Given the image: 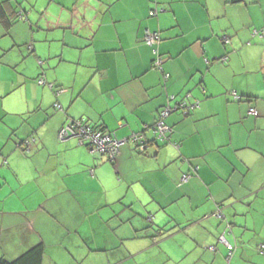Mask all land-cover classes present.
<instances>
[{"label":"crops","instance_id":"obj_1","mask_svg":"<svg viewBox=\"0 0 264 264\" xmlns=\"http://www.w3.org/2000/svg\"><path fill=\"white\" fill-rule=\"evenodd\" d=\"M53 1L27 37L25 20L0 24V257L42 243V264H264V0ZM145 30L160 33L162 70ZM37 58L63 92L36 83ZM178 100L199 106L172 110L169 141L155 140ZM68 118L144 131L147 149L125 143L108 162L57 137ZM46 218L64 232L53 244Z\"/></svg>","mask_w":264,"mask_h":264},{"label":"trees","instance_id":"obj_2","mask_svg":"<svg viewBox=\"0 0 264 264\" xmlns=\"http://www.w3.org/2000/svg\"><path fill=\"white\" fill-rule=\"evenodd\" d=\"M242 1L243 0H231L230 3L237 4V3H240ZM17 5L16 4H13V2L12 3L3 2V1L0 2V24L4 28V30L7 31V33L9 32V30L11 29V27L16 22L19 21V19L20 20H24V16H25V13L26 12L23 9H21V8L20 9H17ZM156 11H157L156 9L150 10L149 15L150 16L156 15ZM152 32H156L157 35H158L157 43L154 46L147 44L146 41H145V38H144L145 31L143 33V42L146 45H149L152 48V53L154 55V57L152 59V62H153V60L155 58V55H156V56H159V57L162 58V64H163L164 59L161 56V54L159 53V51H158V45H159V43L161 41L160 33L158 31H152ZM252 35L253 36H259V37H261L262 36V32L260 30H258V29H253ZM219 39H220V41H221L222 44H226V43L229 42V36L226 35V34H221V36L219 37ZM42 59L43 58H37L36 59L39 72H38V74L36 76V80L35 81L39 85H44V86L50 87V90L54 91V93L56 95H58L59 93L63 92L64 88L60 87V85H57L54 82H50V81H48V80L45 79V75H44L45 65H43V63L45 62V60L43 59L44 60L43 61ZM220 60L221 61H225L226 60V57H223ZM162 64H161V70H162ZM152 67H153V64H152ZM153 68H155V67H153ZM156 69H158V68H156ZM165 74H167V73H165ZM163 78H164V74H163ZM168 78H169V75H168L167 78H164V80H167ZM230 95H231V97L233 98L234 101L242 100L241 96L238 95V94H236L235 91H231L230 92ZM53 105H54V107H55L56 110H60L61 109V106H60V104L58 102H55ZM198 106L199 105H198L197 102L196 103H193V104H187L183 100H178V101H176L173 104V106L166 105L165 107L161 108L159 110L158 115H157V117H156V119H155V121L153 123V126H152V131H153L154 139L155 140H159V141H163V142L169 141V136H170V133L172 131V128L165 123V118L170 114V112L172 110H180L184 115H187L192 109H194L195 107H198ZM165 108H170L171 109L170 112L163 118V123L170 128V131L168 132L169 133L168 134V137L165 138V139H163V138H160L159 135H158V130H157V124L156 123H157V121L159 119L160 113ZM250 108H254V107L250 106L248 108V110H247V114L256 115V114L249 113V109ZM70 120L72 121V119H69L67 122L65 121L64 124H62L58 128L57 135L59 134L60 130L63 127L68 126L71 123ZM78 120H80L82 123H85L86 125H88L92 130L98 131V132H100L103 135H109L111 137L117 138L119 141H121V144L122 145L125 144V143H129L130 142L131 144L134 145V147L136 148L137 152H139V153H143L147 149V146H148V142L149 141L147 140L144 131L132 133L130 136H127V138H122V140H120L118 138V136L115 134V131H106V130H104L101 127H96L94 125L89 124L85 120L84 121L81 120V119H78ZM68 138H77L78 139L77 136H74L73 137V135H70ZM68 138H66V139H68ZM60 140H65V139H60ZM80 144L87 146V148L90 149L92 152H94L99 158H103L104 160H106L108 162H111V163L114 162L117 154L119 153L120 147H121V144H120L119 147H118V151H116L114 157L112 159H110V157L108 156V152L92 149L90 147L91 144H90L89 140H85L84 142H82ZM21 146H22V144H21ZM197 168H198V166H195V169H197ZM183 175H187V176H189V178L186 181H183V180H181V177ZM189 179H190V174L187 173V172H185V173H183L180 176L179 181L182 184V183H186ZM221 206L222 205L217 206L216 210H214V212H213V216H215L220 221H222V220L225 221L228 224L229 222L223 216L222 212H220L221 211L220 210L221 209ZM147 220L149 222L153 223V215L152 214H149L147 216ZM223 232H220L219 235H218V237H217V241H219V243L221 242L220 237L221 236L224 237V235H223L224 233ZM152 237H155V236L153 235ZM221 243H223V242H221ZM226 247L228 248L227 249L228 250V253L231 254L232 247L231 246L229 247L228 245ZM260 248H261L260 249L261 252H263L264 251L262 249L263 248V244H261ZM209 249H211L212 251H214L215 250V247L212 245V246H209ZM43 256H44V247H43V244L42 243H37V244L29 247L28 249H26L25 251H23L21 254H19L17 257H15L13 259H7V258H4V257H0V264H42Z\"/></svg>","mask_w":264,"mask_h":264},{"label":"built area","instance_id":"obj_3","mask_svg":"<svg viewBox=\"0 0 264 264\" xmlns=\"http://www.w3.org/2000/svg\"><path fill=\"white\" fill-rule=\"evenodd\" d=\"M144 38L147 44L154 46L157 43L158 35L156 32H152L150 30H145ZM153 67L161 69L162 58L155 55V58L152 62ZM168 75L164 74V78H167ZM170 108H165L159 115V119L157 121V130L160 138H167L168 132L170 128L163 123V118L170 112ZM249 113L256 114V110L254 108L249 109ZM70 135H75L78 137L79 143L84 142L85 140H89L90 147L94 150L106 151L108 152V156L112 159L115 155V152L118 151V147L121 144L115 137H111L109 135H103L98 131L92 130L88 125L82 123L80 120H72L68 126L63 127L58 137L60 139H66ZM189 178L187 175H183L181 180L186 181ZM221 242L227 244L225 238L223 236L220 237Z\"/></svg>","mask_w":264,"mask_h":264},{"label":"rangeland","instance_id":"obj_4","mask_svg":"<svg viewBox=\"0 0 264 264\" xmlns=\"http://www.w3.org/2000/svg\"><path fill=\"white\" fill-rule=\"evenodd\" d=\"M11 1L13 2V4L16 5L18 4L17 9L21 8L26 12L24 16V20L27 23V30H24L23 27H19V28L16 27L17 29H19L18 30L19 37H27L32 32V27H29L30 25L27 22L30 19L33 22L35 21L44 22V20L49 16V13L45 11V7L51 8L55 3V1H53L51 2V4H49L50 3L49 0H11ZM25 21L23 22L25 23ZM36 30L37 29H34V32H39ZM74 136L75 135H73V137ZM118 138L122 140V138L120 137ZM13 196H15V194H13ZM12 198L6 202V206L10 204L9 202L12 201ZM54 224L55 223H52L47 218L37 224V228L43 233L41 235L44 237L46 243L53 244V241L55 239H59V237L64 233L62 229H60L57 225Z\"/></svg>","mask_w":264,"mask_h":264}]
</instances>
